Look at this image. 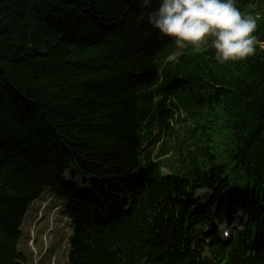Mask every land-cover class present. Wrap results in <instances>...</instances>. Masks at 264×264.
Here are the masks:
<instances>
[{
    "label": "trees",
    "instance_id": "obj_1",
    "mask_svg": "<svg viewBox=\"0 0 264 264\" xmlns=\"http://www.w3.org/2000/svg\"><path fill=\"white\" fill-rule=\"evenodd\" d=\"M235 3L259 43L219 63L210 40L153 29L155 3L0 0V264H27L20 229L47 190L69 264H264V0Z\"/></svg>",
    "mask_w": 264,
    "mask_h": 264
},
{
    "label": "clouds",
    "instance_id": "obj_2",
    "mask_svg": "<svg viewBox=\"0 0 264 264\" xmlns=\"http://www.w3.org/2000/svg\"><path fill=\"white\" fill-rule=\"evenodd\" d=\"M153 3L149 25L172 38L177 49L191 45L199 51L210 40L219 63L256 54L257 18L242 14L235 0H142L145 8Z\"/></svg>",
    "mask_w": 264,
    "mask_h": 264
},
{
    "label": "rangeland",
    "instance_id": "obj_3",
    "mask_svg": "<svg viewBox=\"0 0 264 264\" xmlns=\"http://www.w3.org/2000/svg\"><path fill=\"white\" fill-rule=\"evenodd\" d=\"M179 133L164 138L163 142L156 145L155 155L157 158L170 159L172 157L170 153L175 142L173 138L180 137ZM179 140L181 141L182 138ZM68 173H76L77 190L83 191L85 188L79 178L78 169L71 167ZM163 173L166 174L165 171ZM226 173L233 180L230 171L228 170ZM71 179L68 175L64 176L66 182H70ZM204 194L205 192H199L197 197ZM64 204L65 202L61 201L53 191L47 190L29 206L20 229L21 237L18 242V250L25 257L27 264H69L68 242L71 228L68 219L63 214ZM214 225L220 233L221 240L225 238L224 232L229 233L233 229L230 222H225L221 226L215 223Z\"/></svg>",
    "mask_w": 264,
    "mask_h": 264
}]
</instances>
